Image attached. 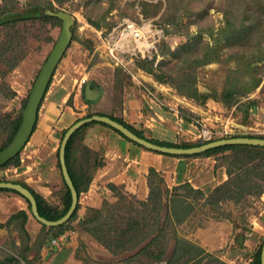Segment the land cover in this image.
<instances>
[{"label": "crops", "instance_id": "0c3cea01", "mask_svg": "<svg viewBox=\"0 0 264 264\" xmlns=\"http://www.w3.org/2000/svg\"><path fill=\"white\" fill-rule=\"evenodd\" d=\"M107 56L112 58L113 61L110 60L101 65L106 64V67H102L107 69L106 72L102 71L95 78H90L91 71L86 64H83L82 60L78 61L77 55L67 50L42 101L33 134L20 151L21 164L4 167L0 165V181H13L25 185L33 193L36 200H40L45 209L56 208L60 212L64 210L63 181L58 166L59 158L57 154L66 131L76 121L88 117L90 114H87L89 109L102 108L105 105L116 106V110L112 108L115 110L114 113L99 110L95 114H104L122 120L142 131L148 139L176 143L172 138L184 135L187 136V142H196V139H190L192 133H194L191 126L194 123H192L191 116L188 114L194 112L189 107L193 106V102L185 98L181 99L174 95L172 90L158 93V97L153 99L149 94L141 92V88L137 90L135 86L131 85L132 83L123 85L120 82L117 84V80L114 79L119 76V74L116 75V66L118 65L109 52ZM27 57L14 70L9 72L13 75L12 79L20 71ZM99 65L97 64L95 72H98L101 68ZM82 78L87 79L85 87L92 82L94 83L93 88L99 87L101 89L100 96L96 100H87L85 87L83 91L78 89V84ZM161 87L167 88L163 85L159 86L160 89ZM11 89L16 94L9 100L19 102L18 107L21 111L22 105L28 97L24 89L15 88L13 83ZM263 97L264 82L255 91L249 93L247 97L244 96L234 103L237 107L244 106L245 103L250 105L249 119L251 122L257 124L263 118L262 122L264 124ZM178 106H182L185 108L183 110L188 112L187 115L185 114L187 118L182 116L181 121L176 116V110L178 109L175 107L178 108ZM212 122L210 121L208 124L213 125ZM237 136L239 134L235 137ZM218 137L222 139L223 135L221 134ZM83 143L93 151L103 155L104 165L94 173L88 190L82 191L79 195L77 216L70 223L69 229H66L57 237L64 236L58 244H53L51 241L49 244L40 247L39 240L44 231V224L34 217L30 203L17 192L0 190V242L5 243L6 248H15L17 252H13L11 255L18 258L22 264H28L20 256L22 249L25 247H29L28 258L30 260L36 258L33 260L34 264H81V261L77 258L79 248L85 242L90 243V236L85 233L83 221L91 209H100L104 200L111 201V199L117 197L113 191L114 187L121 189V191L126 189L138 190L144 194L150 192V182L153 180L151 176L154 174L157 180L162 181V188L169 192V197L173 201L178 200V196H176L179 194L178 189L184 187L194 190L202 197L209 198V196L213 197L215 195L219 187L229 184L236 175L235 173H237H231L237 168L233 166L235 164H232V157L229 156L233 154L232 151L208 156H174L173 154L151 151L125 138L113 128L100 123L90 124L86 129ZM245 197H253L262 205L260 207L262 210L254 213L255 218L252 224L255 230L258 228L255 225L260 228L264 227V192L262 194L245 193L242 199ZM227 200L231 201L233 199L227 198ZM20 212L27 215L24 223L23 219L20 218L9 225L12 217ZM191 213L188 210L181 215L183 218L180 222L182 223L181 228L187 224L191 218ZM252 224L250 228L253 227ZM211 225L213 226L206 228L208 235L202 230V227L197 228L198 230L191 237L195 241L177 235L182 240L194 245V249L197 251L195 252L197 257L187 264H194L195 261L200 259L202 261L199 264H204V257L209 253L207 251L210 248H221L223 245H228L229 242L235 246L237 243L235 238L237 239L236 236L239 234H244L243 244H245L248 228H242L240 223L235 221L234 224L227 221H213ZM22 227L29 235L28 240L23 241L21 236ZM256 232L262 231L257 230ZM211 235H214V237ZM174 239L175 236L172 239L173 247ZM6 258H0V261H4Z\"/></svg>", "mask_w": 264, "mask_h": 264}, {"label": "rangeland", "instance_id": "374dc122", "mask_svg": "<svg viewBox=\"0 0 264 264\" xmlns=\"http://www.w3.org/2000/svg\"><path fill=\"white\" fill-rule=\"evenodd\" d=\"M15 1L20 6H27L30 4L46 5L48 2V0ZM142 1H149L152 4L158 5V8H160L159 13L152 17H145L142 13ZM1 3L5 5V3L11 2L9 0H4V2L0 0V5ZM55 5L60 9L70 12L76 20L73 37L75 40L72 41L68 51L70 50L75 53L78 57L77 60H82V63L86 64L91 71L90 78H95L96 75L101 74L102 71L106 72L107 69L102 68L106 67V64L104 66L101 65L112 60V58L107 56L108 38L111 42L117 40L120 32L119 26L124 23V21L130 20L136 22L140 26L150 25V42H153L150 51L141 53L136 47V44L127 43L125 44L127 46V51L116 52L118 58L117 61L115 59L114 61L118 63V66H116V75L119 74V76L114 80H117V84L120 82L123 85L125 83H132L131 85L135 86L137 90L141 88V92L149 94L153 99L158 97V93L172 90L174 95L193 102V106H189L194 111L191 114L183 110L185 108L182 106L175 108L178 109V111L176 110V116L180 118L179 121L183 119L182 113L186 115L188 113L191 116L190 119L192 123H194L191 125L194 129V133H192L190 139H196V142L221 139V137H218L221 134L223 138L227 136L231 137L232 135L236 136L238 134L239 136H264L263 118L258 121L257 124H253L249 119L251 110L249 107L250 105L245 103L244 106L240 105L237 107L234 101L225 97L224 89L226 88L227 74L230 67H235V63L228 65L221 60H217L197 68L195 71L197 79L196 86L200 93V96L197 98L184 96L175 87L168 83L161 82L160 80L161 77L168 79L169 73H171L173 77L179 78L180 72L175 73L169 71V68L173 67V65L175 66L178 62V59L174 58L172 53L187 41H192L191 39L198 35L199 31L202 32V46H205L206 43L211 45L215 43L208 35L207 29L211 26L214 28V33H217V30L223 25L224 2L222 0H194L191 3V12L188 14L182 13L179 17H174L171 13H166L165 0H116L114 8L111 12L106 13L107 16L104 20H101L100 17L105 14V11L109 7L107 1L85 5L83 0H71L66 4L59 5L56 3ZM86 13L90 15L92 19L99 21L101 26L99 28L93 26L85 16ZM61 28L62 24L61 26H53L51 24L35 23L31 21H22L14 27L4 29L0 27V48L1 43L5 42L6 39L8 40V34H16L15 42L18 40L21 41L19 48L24 52L29 51L27 59L22 64L20 71L14 75V78L12 79L13 75L9 74L4 79V82L10 88L13 83L15 88L24 89L26 96H29L41 68L59 38ZM222 45H225V43H219V46H221L220 54L225 56L228 52V48ZM202 46L200 45L198 48L200 53L202 52ZM162 62H167L168 65H162ZM97 64H100L99 67L101 68L98 72H95ZM113 64L115 63L113 62ZM158 75L160 77H158ZM2 85L0 73V121H5L7 123L6 130H3L0 134V146L5 143L10 134L8 127H10L13 119L18 117L21 112L20 107H18L19 102H11L6 98L3 90H1ZM161 85L167 88L161 87L160 89L159 86ZM112 108L116 110V106L114 105H112V107L105 105L102 108H96L98 110L89 109L87 114H95L96 111L99 110L114 113L115 110ZM23 110L24 109H22V112ZM6 115L9 117L7 116V118ZM210 121H213V125L208 124ZM204 128L208 131H212L210 137L203 135ZM186 137L187 136L181 135L173 137L172 140L176 143H183L188 140ZM235 179L234 176L232 181H235ZM152 181L154 184L153 188H155L154 190H157V192L159 191L158 195L155 194L152 197L158 198L159 196L161 199V187H163V185L160 181V184L158 183L155 176ZM158 186H160V188H158ZM178 190L179 194L176 195L178 196V200L173 201L168 195V197L164 195L163 199H161V207H159V210L162 212L161 217L156 212L152 214L150 212L147 213L142 206V202L147 200L149 191L142 194L138 190L126 189L123 191V195L111 199V201L109 200L108 203L112 207L102 208L100 215H95L94 217V214H92L93 218L90 221L87 219V221L85 220V223H83L84 230L86 231L84 232L90 236V243L88 244L85 242L84 245L80 246L77 254L78 260L81 261V264H143L147 260V254L149 252V247L147 245L152 241L153 237L157 235L158 230L166 226V218H164L166 212L174 213L176 218L175 214L180 213V215H183L189 210V212H192L191 218L183 228H181L182 223H177L178 220L176 219H173V224L168 225L169 229L167 234L170 240L174 238L173 235L176 233L179 237H186L195 241V239L191 237H193V233L198 230L197 228L202 227V230L206 232L208 226H213L211 225L213 221H227L233 224L235 221L240 223L242 228H248L245 244H240L235 238V241H237L235 246L229 242L228 245H223L221 248H210V250L207 251L209 253L204 257L205 260L203 263L249 264L264 238V227L260 228L258 225H255L259 228H256L257 230L262 231L258 233L252 224L255 218L254 213L258 210L261 211L262 208L260 207H262V205L253 197H245L240 201H236V199L233 198V200L228 201V197L225 195V197L220 198V193L215 194L213 197L209 196V198H205L188 187ZM171 202L172 210L169 211L167 205H169L171 209ZM119 214L127 219L137 218L139 221H141L142 217L148 215L146 222L142 219L147 228H139L138 235L132 238V242L129 245H126L124 249L116 253H112L96 240L93 229L99 224L100 226L103 225V227H105L104 224L106 223L112 225L114 222L111 220V217L115 219V222H118ZM149 215L151 216L149 217ZM152 215H155V217H152ZM251 224L254 228H250ZM99 229L101 230L102 227ZM206 235H208V233ZM212 237H214V235ZM150 250H154V247ZM154 251L156 252V250ZM13 252H17V250L12 247L6 248L5 243H1V259H5Z\"/></svg>", "mask_w": 264, "mask_h": 264}, {"label": "trees", "instance_id": "16d2710c", "mask_svg": "<svg viewBox=\"0 0 264 264\" xmlns=\"http://www.w3.org/2000/svg\"><path fill=\"white\" fill-rule=\"evenodd\" d=\"M4 2V0H2ZM11 3H1L0 5V27L1 29L14 27L16 24L22 21H31L35 23H46L53 26H61L62 21L53 16H35L30 13H27V9L34 7H51L54 10H58L55 4H66L71 0H48L46 5H27L20 6L15 0H9ZM85 5L91 3H99L107 1L109 3L108 9L105 11V14L101 15L100 19H106V13L112 11L115 6L116 0H83ZM166 1V13H171L174 17H179L182 13L191 12V3L194 0H165ZM224 2V21L223 25L217 30V33H214L213 27H208L207 33L214 40V44L211 45L206 43L205 46H202V32L199 31L198 35L194 36L191 40L187 41L180 48L175 50L172 53L174 58L178 59V62L169 68L170 72H180L179 78L173 77L169 73V78L165 79L164 77L160 80L161 82L168 83L175 87L182 95L187 97L197 98L200 96L198 88L196 86L197 79L195 71L197 68L204 65L210 64L217 60L230 65L235 63V67H230L227 78H226V88L224 89L225 97L231 101H239L240 98L248 96L249 93L255 91L263 82H264V0H222ZM142 13L145 17H152L159 13V6L152 4L149 1L141 2ZM88 21L95 27H100L99 21H96L86 13L85 15ZM217 34V35H215ZM8 40L1 43L0 48V66H1V79L3 90L7 99H10L15 96V92L4 82L6 76L9 72L14 70L27 56L28 52L22 51L20 47L21 41L18 40L15 42L16 34L9 35ZM75 40V39H73ZM220 42H224L228 48V52L225 56L220 54L221 46ZM202 46V52H199V46ZM162 65H168L167 62H162ZM158 77H160L158 75ZM27 99L24 101L22 109L26 105ZM19 113L18 117L13 119L10 127H8L10 134L5 141V143L0 146V150L5 149L13 140L14 135L16 134L20 123L22 121V114ZM99 114V113H98ZM94 114H89L92 116ZM8 115H6L7 117ZM184 118H187L184 113H182ZM9 117V116H8ZM7 117V118H8ZM111 118L122 123L130 130L135 132L138 136L148 139L145 134L132 127L131 125L125 123L122 120H119L113 116ZM93 123H100L110 128V125L103 122H92L80 130H78L69 140L67 149H66V162L71 178L75 184L78 194L80 195L82 191H86L89 188V185L93 179L94 173L104 165L103 155L99 152L93 151L86 144L83 143L86 129ZM7 123L5 121H0V134L3 130H6ZM114 129V128H113ZM116 130V129H114ZM120 134V131L116 130ZM123 135V134H122ZM124 136V135H123ZM127 138L126 136H124ZM253 137V136H252ZM256 138H264V136H255ZM128 139V138H127ZM130 140V139H129ZM149 141L160 144L167 147H179V148H190L200 146L210 141L206 142H183V143H173V142H163L158 140L148 139ZM212 141V140H211ZM137 144V143H136ZM150 150V149H149ZM153 151V150H151ZM232 151L233 154L229 155L232 157L233 166L237 167L236 170L231 171L235 173V181H230L229 184L219 187L215 194L220 193L222 197L236 198L238 201L242 197L249 193L262 194L264 192V146H255V145H246V144H230L221 147H216L211 150H208L204 153L197 155H212L220 152ZM59 158V152H58ZM178 156V155H174ZM192 156V155H185ZM21 164L20 153L16 157L12 158L4 166ZM58 166L61 171L62 181H63V203L64 210L62 212L58 211L56 208L45 209L40 200L37 199L38 209L44 217L49 220H58L63 217L69 210L72 203V195L68 185L65 182L60 160H58ZM154 174L151 177L154 178ZM156 177V176H155ZM152 179V178H151ZM157 179V178H156ZM161 180H158V183ZM150 192L148 194L147 200L142 202V206L145 208L147 213H158L161 217V199L164 195L169 196V192L161 187L162 194L161 199L153 198L152 196L157 194V190L153 188V181L150 182ZM25 186V185H24ZM160 188V186H158ZM14 191L12 189H0ZM224 190V191H223ZM115 196L123 195V191L114 187L113 189ZM17 192V191H14ZM222 192V193H221ZM18 193V192H17ZM226 193V194H225ZM225 195V196H224ZM167 196V197H168ZM123 199V198H122ZM236 200V201H237ZM28 201V199H27ZM154 201V202H152ZM29 202V201H28ZM108 200L103 201V205L100 209H91L85 220L90 221L93 217L92 214L100 215V211L105 207H112ZM79 204L75 210L72 217L63 225L47 227L43 226L42 237L39 240L40 247H43L46 244H49L53 239L57 238L61 233L66 229H69L70 223L76 218L78 212ZM169 211L172 210L169 205H167ZM147 209V210H146ZM167 211V210H166ZM118 215V222H115V219L111 217L114 223L104 224L105 227L100 226V224L94 228L93 233L96 240L104 245V247L112 253H116L121 249H124L126 245H129L132 242V238L135 235H138L139 228H147L142 219L146 222L148 215L141 218L139 221L137 218H126ZM172 212H166V226L158 230L157 235H155L152 241L147 245L149 247V252L147 254V260L143 264H187L192 259L197 257V251L194 249V245L191 243L182 240L177 237L175 233V243L174 247L172 246L173 241L170 240L168 232V225L173 224L174 220H178L177 223L182 222V216L180 213L175 214ZM180 215V216H179ZM151 215H149L150 217ZM152 217H155V215ZM27 218V215L24 212H20L11 219V225L16 220ZM145 218V219H144ZM174 219V220H173ZM85 220L83 223H85ZM120 220V221H119ZM112 222V221H111ZM176 222V221H175ZM23 226V225H22ZM102 227L100 230L99 228ZM149 229V228H148ZM21 236L24 240L29 239V235L26 233L22 227ZM245 236L244 234H239L237 236V241L240 244L244 243ZM263 241L260 243L259 248L253 255L252 261L249 264H261V251L263 247ZM186 243V245H184ZM154 247V250H150ZM146 250V249H145ZM31 251V250H30ZM29 247L22 249L20 256L22 259L27 261L28 264H34L33 260L28 258ZM152 260V261H149ZM202 259L195 261L194 264H199ZM22 264L21 261L13 255H9L6 260L0 261V264Z\"/></svg>", "mask_w": 264, "mask_h": 264}, {"label": "water", "instance_id": "95a60500", "mask_svg": "<svg viewBox=\"0 0 264 264\" xmlns=\"http://www.w3.org/2000/svg\"><path fill=\"white\" fill-rule=\"evenodd\" d=\"M27 13H30L35 16L44 15V16L57 17L62 21V28L59 38L57 39L43 67L41 68L39 75L36 78L33 87L29 93V96L26 101V105L22 112V121L20 123V126L16 134L13 137V140L5 149L0 150V165H3L12 158L16 157L17 154L20 153V151L25 147V145L29 141L37 124L39 109L47 93L53 75L59 63L63 59L65 53L69 49L74 37V26L76 20L70 12L64 9L54 10L51 7H34L27 9ZM92 86H94V83L91 82L85 87V95L87 100L89 101L96 100L100 96V92H101V89L99 87L93 88ZM95 121L103 122L110 125L114 129L120 131L124 136H126L131 141L145 148H148L153 151L173 154V155H197L200 153H204L208 150H211L213 148L230 145V144L264 146V138L237 136V137H228V138L212 140L200 146L190 147V148L167 147L153 143L146 138L138 136L128 127H126L125 125L111 118L108 115L94 114L92 116H88L76 121L66 131L59 149V160L61 164L62 173L65 182L68 185L72 195L71 206L63 217L55 221L44 218L38 209V203L33 193L27 187H25L20 183L13 181H0V189L1 188L12 189L14 191H17L26 199H28L31 205L32 213L40 223L47 225L49 227L60 226L65 224L74 214L79 202V194L77 192V189L75 187V184L71 178V175L67 167V162H66L67 145L71 137L78 130H80L85 125ZM261 264H264V242L261 251Z\"/></svg>", "mask_w": 264, "mask_h": 264}, {"label": "built area", "instance_id": "2783aa9c", "mask_svg": "<svg viewBox=\"0 0 264 264\" xmlns=\"http://www.w3.org/2000/svg\"><path fill=\"white\" fill-rule=\"evenodd\" d=\"M150 27H151L150 25L140 26L136 22H132L130 20L124 21V23H122L119 26L120 32L118 34L117 40L111 42V40L108 38V43H107L108 52L117 61L118 56L116 55V52L127 51V46L125 45L127 43L136 44V47L141 53L150 51L153 46V42H150L151 39ZM86 80H87L86 78H82L80 83L78 84V89L80 91L84 90ZM203 131H204L203 133L204 136L210 137L212 131L210 130L208 131L206 128H204ZM63 238L64 236L53 239L52 243L58 244L63 240Z\"/></svg>", "mask_w": 264, "mask_h": 264}]
</instances>
